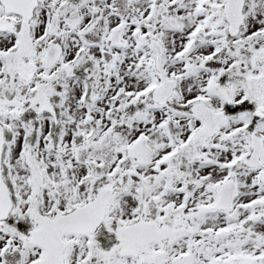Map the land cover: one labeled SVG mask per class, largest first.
<instances>
[{"label": "snow or ice", "instance_id": "6c2138e0", "mask_svg": "<svg viewBox=\"0 0 264 264\" xmlns=\"http://www.w3.org/2000/svg\"><path fill=\"white\" fill-rule=\"evenodd\" d=\"M0 264H264V0H0Z\"/></svg>", "mask_w": 264, "mask_h": 264}]
</instances>
